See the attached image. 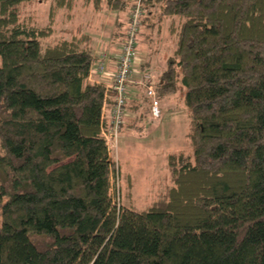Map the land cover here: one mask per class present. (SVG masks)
Returning a JSON list of instances; mask_svg holds the SVG:
<instances>
[{"label": "trees", "instance_id": "obj_1", "mask_svg": "<svg viewBox=\"0 0 264 264\" xmlns=\"http://www.w3.org/2000/svg\"><path fill=\"white\" fill-rule=\"evenodd\" d=\"M33 1L0 0V264H264V0H141L173 47L156 98L183 85L192 149L169 155L174 186L143 211L116 197L91 37L42 46L52 27L18 20ZM50 1L52 22L79 2Z\"/></svg>", "mask_w": 264, "mask_h": 264}, {"label": "rangeland", "instance_id": "obj_2", "mask_svg": "<svg viewBox=\"0 0 264 264\" xmlns=\"http://www.w3.org/2000/svg\"><path fill=\"white\" fill-rule=\"evenodd\" d=\"M50 5V0L23 3L17 10L19 22L38 29L53 28H51L53 33L41 40L42 46L54 45L61 40L87 33L91 37L89 45L94 49L96 44L103 46L105 43H109L116 34H119V40L122 38L120 35L126 31L134 2H132L133 6L131 5L125 12L117 13L107 8L106 5H103L100 11H96L92 6H84L83 1L79 0L78 5L71 12L57 13L54 18L55 22L49 19ZM141 23L140 31L145 36L149 35L150 31L146 30L143 21ZM165 35L168 36L165 26L162 27L158 36L143 38L138 35L137 53L144 54L146 45L153 44V54H156V49L163 45L161 38ZM145 39L147 44H144ZM169 54V50L162 52L159 61H157L159 67H162L163 61ZM146 72L150 74L151 84L155 87L156 78L159 75L156 73L152 77L149 69ZM142 94L143 109L139 114L141 130L129 129L127 131L124 128L125 130L120 135L122 139L119 140L117 154L114 152L110 155L111 161L117 163L120 168V174L115 172L116 197L117 200L119 199V205L131 207L137 211L152 207L174 186L167 160L169 155L182 154L184 157L192 159V149L187 137L191 130L190 110L183 103L185 94L183 85L177 84L175 95L161 99L162 101L159 100L161 110L159 119L149 116L150 101L145 97L144 92ZM114 168L116 169V166ZM40 241L44 243L41 239Z\"/></svg>", "mask_w": 264, "mask_h": 264}, {"label": "built area", "instance_id": "obj_3", "mask_svg": "<svg viewBox=\"0 0 264 264\" xmlns=\"http://www.w3.org/2000/svg\"><path fill=\"white\" fill-rule=\"evenodd\" d=\"M142 16L141 0H136L130 13L124 38L115 45L116 50L111 60L113 68L109 67V60L103 53L98 55L92 67V73L98 77V83L105 85L106 89L112 93L113 104L107 111L109 128L105 134L110 154L117 149V140L124 125L126 107L133 85L141 86L146 97L151 101V117L158 119L161 116L156 91L151 84V76L148 72L139 69L141 62L136 46Z\"/></svg>", "mask_w": 264, "mask_h": 264}, {"label": "crops", "instance_id": "obj_4", "mask_svg": "<svg viewBox=\"0 0 264 264\" xmlns=\"http://www.w3.org/2000/svg\"><path fill=\"white\" fill-rule=\"evenodd\" d=\"M148 34L149 35H147V36H152V37H154V35H155L154 32H151V33L149 32ZM140 36L143 38L147 37L144 35V33L142 35L140 34ZM161 39L163 41V45L161 46V48L156 49V54H153V50H152L153 44L149 45V46L146 45V48H144V50H145L144 54L143 53L138 54L139 58H140L139 60L141 62V64L139 65L140 66L139 69L142 71H147L149 69L151 74H152V77H153V74H156V73L159 75L156 78L157 83H155L153 81L156 85L161 83V76H162V73H163L164 68H165V61H166L167 57L163 61L164 63L162 64V67H159V65H158L159 63L157 61H159L162 52H165L168 50L171 51V49L173 48L171 43L168 42L169 40H168L167 35L163 36ZM161 39H159V41H161ZM116 44H117V42L115 43L113 40H111L109 43L108 42L105 43L103 46L96 44L95 45L96 47H94V49H92L93 55L97 58L100 53L105 54L107 59L109 60L108 61L109 67L113 68V62L111 60L113 58L114 51L116 50L115 49ZM144 44H147L146 39H145ZM90 81L91 82H93V81L98 82V77L94 73H92V76L90 77ZM142 92H144L143 89L141 87H137L136 89L133 90V93L131 94L132 96L130 97V101L126 107V117L124 119V125L120 131L119 136H118L117 149L115 151V154H117L119 140L122 139V137L120 135L122 134V132L125 129L127 131H129V129H134L136 131L141 130V127H140L141 119L139 117V114L142 113V109H143L142 102H141L142 101V95H143ZM108 122H109V120H108ZM113 153H111V155ZM119 170H120V168H119Z\"/></svg>", "mask_w": 264, "mask_h": 264}]
</instances>
